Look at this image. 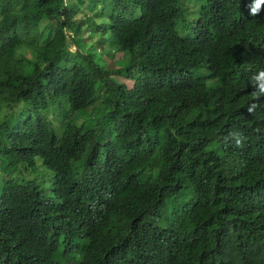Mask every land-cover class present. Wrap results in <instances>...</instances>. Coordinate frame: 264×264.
Returning a JSON list of instances; mask_svg holds the SVG:
<instances>
[{"label":"trees","instance_id":"trees-1","mask_svg":"<svg viewBox=\"0 0 264 264\" xmlns=\"http://www.w3.org/2000/svg\"><path fill=\"white\" fill-rule=\"evenodd\" d=\"M134 1L0 0V112L19 117L0 143V243L38 216L50 227L11 263L264 264V250L247 253L264 240L250 224L253 211L264 220V113L247 111L258 68L249 49L231 57L240 37L228 22L209 29L234 11L264 57V5L250 18L252 0ZM148 30L161 33L156 52L140 44ZM226 33L217 54L212 37ZM97 44L114 45L109 62ZM38 162L49 189L6 179ZM202 165L208 200L194 206Z\"/></svg>","mask_w":264,"mask_h":264},{"label":"clouds","instance_id":"clouds-1","mask_svg":"<svg viewBox=\"0 0 264 264\" xmlns=\"http://www.w3.org/2000/svg\"><path fill=\"white\" fill-rule=\"evenodd\" d=\"M198 1H202V0H198ZM135 2H137V0H135L134 3ZM262 5H264V0H252V2L248 5V8H246L248 17H250V18L257 17L260 10H261ZM233 12H231L229 14V16L226 18H217L213 22L209 23V29L223 26L226 22H228L227 33L229 30H234L239 35V37H240L239 41L233 44L235 49L231 52V57L233 56L232 53H236V54L244 57L243 52L246 49H249V53L247 54L246 59L249 60V62L253 63V65L256 68H258V70H256V72L253 73L249 77V82L252 86L247 90V93L249 96V102H250V104L247 107V111L249 113H252L255 110H257L261 113H264V57L255 55V54L250 52V49L253 47V38L248 37L250 35V33L247 32L246 30H244V29L237 30L235 28L238 19L234 16L231 17ZM141 19L143 20V18H136V20H141ZM101 20L107 21V20H109V18L106 16H103V17H101ZM243 25L247 26L244 23H243ZM108 26H111V24H109ZM253 32H255V30H253ZM227 33L221 37H212V39L217 44V54H219L221 52L220 46L222 45V43L225 42V40L227 38ZM196 38L197 37H193L192 40L196 39ZM139 41H140V44L142 45L143 48H146V49L154 51V52H156L157 45H160L163 43L161 33H155L151 30H148L147 32L140 33L139 34ZM173 41H174L173 42L174 46L180 44V41L176 36H175V40H173ZM263 41H264V39H263ZM97 49L99 52H101L103 54V57L105 58L106 62H108L106 57H109V58H110V56L112 57L113 52L116 51L114 45L108 47L106 45L97 44ZM122 55H123L122 52H116V57H122ZM178 67H175V68H178ZM175 68H173V69H175ZM118 80H121L122 82L133 87L131 82L127 81L123 77H118ZM209 83H207V84H209ZM142 93H144V91ZM0 103H1V94H0ZM15 121H19V117L17 116V114H15L14 117L9 120V116L7 115L6 110H2L0 112V143L2 142V140L5 141L6 137H9L8 132L13 127L12 124ZM263 124H264V119H263ZM263 131H264V129H263ZM230 137L232 139H235L236 146H238V147L241 146L242 141H241L239 132H231ZM196 167H199V164L197 166H195V168ZM15 169L16 168H9V169L4 170V171L8 172L7 177H6L7 180H10L11 176H13V178L15 179L14 174L12 172ZM202 169H204V171L201 173L200 176H197L196 174H194L192 172L193 181L195 183V185L193 187V190H195V194L190 196L189 198L186 197V202L190 203L194 206H195L194 199H197L204 204L208 200V197L202 191L201 187L205 188L204 187L205 178L208 175V173L211 172L212 170L209 169L207 166H203V165H202ZM221 169H224V166ZM2 170L3 169H1L0 171H2ZM30 181H32V180H30ZM32 182H35V181H32ZM128 182H131L133 184H137L139 186L142 184L134 176L130 177L128 179ZM40 187H42V186H40ZM50 187H51V184H50L49 188ZM42 188L45 189L44 187H42ZM228 198H230L231 200H236L238 198H242V196L240 197V196H237L236 194H232ZM255 204H262L264 206V200L263 199H256ZM153 209H154V206H149L147 211L151 212V210H153ZM47 224L48 223H47L46 217L36 216L33 218L32 223H31L29 228L19 227L17 229L12 230L7 235H5L3 237V240L0 243V264H13L10 262V260L13 258L14 254H15V250L20 248L26 239L31 238V236H34V235H30V232L31 231H37V230H44L45 228L50 227ZM250 224L261 225L262 234L264 236V220L261 217H259L254 211L251 214V223ZM225 244H227V243H225ZM225 244L223 243V246H225ZM260 250H264V240H255L250 244V246L247 250V253H248L249 257H252L255 254L259 253Z\"/></svg>","mask_w":264,"mask_h":264},{"label":"rangeland","instance_id":"rangeland-1","mask_svg":"<svg viewBox=\"0 0 264 264\" xmlns=\"http://www.w3.org/2000/svg\"><path fill=\"white\" fill-rule=\"evenodd\" d=\"M87 13V14H91V12H89V10H84L83 12L79 13L78 18L83 17V15ZM89 16V15H88ZM59 37H55L54 43L52 44L51 48H58L63 44L62 40H58ZM50 48V49H51ZM49 49V50H50ZM108 62L110 60L109 57H106ZM68 76L70 77H74V72L73 71H67ZM132 84V82H131ZM14 174L15 179L17 180H24V181H35L37 182L40 186L44 187L45 189H48L52 180H53V176L50 173V171L48 169H46L41 162H38V168L37 171L35 173L33 172H26L24 168H22L21 166L16 168L15 170L12 171Z\"/></svg>","mask_w":264,"mask_h":264}]
</instances>
